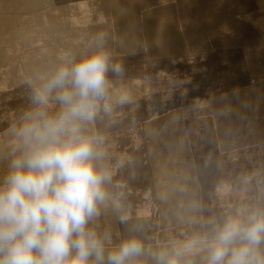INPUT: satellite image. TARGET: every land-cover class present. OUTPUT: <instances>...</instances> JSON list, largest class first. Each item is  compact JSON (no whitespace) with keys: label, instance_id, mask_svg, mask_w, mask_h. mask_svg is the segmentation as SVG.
<instances>
[{"label":"rangeland","instance_id":"1","mask_svg":"<svg viewBox=\"0 0 264 264\" xmlns=\"http://www.w3.org/2000/svg\"><path fill=\"white\" fill-rule=\"evenodd\" d=\"M101 31L127 70L115 88L133 103L105 131L146 244L189 236L210 213L264 204V0H0V144L24 107L23 79ZM171 54L191 56L161 57ZM99 223L123 233L111 212Z\"/></svg>","mask_w":264,"mask_h":264},{"label":"clouds","instance_id":"2","mask_svg":"<svg viewBox=\"0 0 264 264\" xmlns=\"http://www.w3.org/2000/svg\"><path fill=\"white\" fill-rule=\"evenodd\" d=\"M126 77L101 31L23 79L24 107L0 144V264H264V204L210 213L189 236L146 244L119 193L125 161L105 131L133 103L115 88ZM108 212L123 227L118 239L99 223Z\"/></svg>","mask_w":264,"mask_h":264},{"label":"crops","instance_id":"3","mask_svg":"<svg viewBox=\"0 0 264 264\" xmlns=\"http://www.w3.org/2000/svg\"><path fill=\"white\" fill-rule=\"evenodd\" d=\"M153 3V4H152ZM151 4H146L144 7L145 11L154 10L159 8L157 3L154 1ZM191 55L188 54H171V55H161V57H167V58H179V57H189Z\"/></svg>","mask_w":264,"mask_h":264}]
</instances>
